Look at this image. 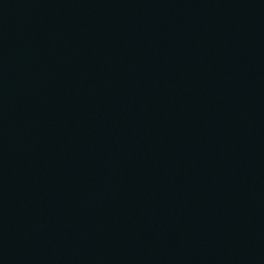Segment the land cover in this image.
I'll return each instance as SVG.
<instances>
[{
  "label": "water",
  "instance_id": "water-1",
  "mask_svg": "<svg viewBox=\"0 0 264 264\" xmlns=\"http://www.w3.org/2000/svg\"><path fill=\"white\" fill-rule=\"evenodd\" d=\"M0 264H264V0H0Z\"/></svg>",
  "mask_w": 264,
  "mask_h": 264
}]
</instances>
